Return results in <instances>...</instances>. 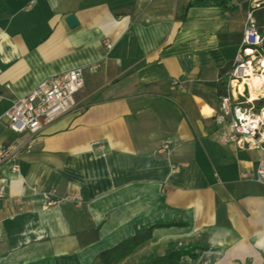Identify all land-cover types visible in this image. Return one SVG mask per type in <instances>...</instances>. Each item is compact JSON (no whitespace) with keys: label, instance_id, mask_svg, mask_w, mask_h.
I'll return each instance as SVG.
<instances>
[{"label":"crops","instance_id":"crops-1","mask_svg":"<svg viewBox=\"0 0 264 264\" xmlns=\"http://www.w3.org/2000/svg\"><path fill=\"white\" fill-rule=\"evenodd\" d=\"M191 1L0 0V147L17 137L3 116L13 99L75 67L85 79L18 171L0 167V264H102L99 252L155 222L166 225L116 264L193 244L195 257L164 264H264L261 152L225 144L213 119L264 0Z\"/></svg>","mask_w":264,"mask_h":264},{"label":"built area","instance_id":"built-area-1","mask_svg":"<svg viewBox=\"0 0 264 264\" xmlns=\"http://www.w3.org/2000/svg\"><path fill=\"white\" fill-rule=\"evenodd\" d=\"M112 43L106 42L111 48ZM252 75H264V26L259 30L250 10L243 31L242 44L227 72L226 94L219 97L213 119L225 144L233 143L239 149H259L254 175L264 185V81L252 99L250 86L244 81ZM85 83L83 67L50 75L41 79L26 94L13 99L3 116L17 137L0 147V167L12 173L19 169L20 156L34 148L42 127L76 107V95ZM173 83H176L174 81ZM243 85L242 91L239 86ZM92 147L103 151L104 143L94 141ZM6 180L0 179V197L4 195ZM54 190L45 191L48 194ZM58 201H47L55 204Z\"/></svg>","mask_w":264,"mask_h":264},{"label":"trees","instance_id":"trees-1","mask_svg":"<svg viewBox=\"0 0 264 264\" xmlns=\"http://www.w3.org/2000/svg\"><path fill=\"white\" fill-rule=\"evenodd\" d=\"M225 0H193L189 3V6H205L211 4H220ZM256 19V18H255ZM257 21V20H256ZM226 83H227V75L222 77V81H220L217 85V95L219 97L226 94ZM166 224L155 222L145 226H141L136 229L135 233L120 241L113 247L105 249L98 253L97 257L100 259L102 264H116L122 258L131 254L132 251L143 241L150 238L151 231L154 227L164 226ZM196 245L193 244L191 246L179 247L177 250H174L173 245L168 246V250L165 255L162 256H150L142 262V264H164L166 261L172 258H178L181 255L188 254L191 257H195V249ZM249 264V263H246Z\"/></svg>","mask_w":264,"mask_h":264},{"label":"bare ground","instance_id":"bare-ground-1","mask_svg":"<svg viewBox=\"0 0 264 264\" xmlns=\"http://www.w3.org/2000/svg\"><path fill=\"white\" fill-rule=\"evenodd\" d=\"M246 81L249 86H250V94H251V97L252 99H254L256 97V94H257V88L259 85H261V83L264 81V75H252L251 76V79H248V80H244ZM243 89V85H240L239 86V90L242 91Z\"/></svg>","mask_w":264,"mask_h":264},{"label":"water","instance_id":"water-1","mask_svg":"<svg viewBox=\"0 0 264 264\" xmlns=\"http://www.w3.org/2000/svg\"><path fill=\"white\" fill-rule=\"evenodd\" d=\"M66 21L68 22L69 26L73 27L77 24V20L74 15L70 14L66 17Z\"/></svg>","mask_w":264,"mask_h":264}]
</instances>
